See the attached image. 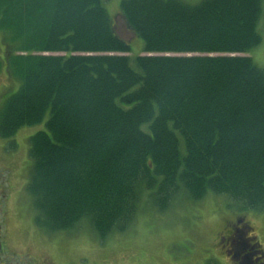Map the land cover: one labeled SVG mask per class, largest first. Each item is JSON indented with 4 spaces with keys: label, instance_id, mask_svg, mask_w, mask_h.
I'll return each instance as SVG.
<instances>
[{
    "label": "trees",
    "instance_id": "1",
    "mask_svg": "<svg viewBox=\"0 0 264 264\" xmlns=\"http://www.w3.org/2000/svg\"><path fill=\"white\" fill-rule=\"evenodd\" d=\"M263 2L120 0L146 54L131 60L102 0H0L19 82L0 138L47 116L29 139L36 224L56 233L88 220L105 240L130 228L143 192L159 212L183 193L264 212V69L246 56Z\"/></svg>",
    "mask_w": 264,
    "mask_h": 264
},
{
    "label": "rangeland",
    "instance_id": "2",
    "mask_svg": "<svg viewBox=\"0 0 264 264\" xmlns=\"http://www.w3.org/2000/svg\"><path fill=\"white\" fill-rule=\"evenodd\" d=\"M105 11L115 25V33L129 46L127 55L131 60L143 53V43L133 33H130L120 18V0H102ZM195 5L202 0H182ZM264 5V2H263ZM258 32L262 37L261 43L246 54L253 60L256 67L264 69V6ZM5 41L0 34V111L7 98L17 92L19 82L9 75L5 60ZM47 116L38 125L21 127L16 135L5 143L6 149L15 146L16 156L21 163V170L15 173L12 181L11 201L8 209L17 210L16 227L19 232L16 236V245L24 249L27 237L22 235L24 227L30 231L31 220L36 212L32 208L26 185L30 179L31 163L28 155L29 139L45 129ZM147 131L146 126L142 127ZM12 145V147L14 146ZM180 154L184 155L185 148L182 138L179 142ZM14 163V164H15ZM16 169L18 170V166ZM16 170V171H17ZM172 201L170 207L159 212L149 199V193L141 195L136 215L130 228L124 233H112L105 240L97 238L89 225L83 220L76 230L57 232L51 249L57 245L54 255L60 257L64 264H205L211 260L213 264H230L221 253L217 245V235L224 229L231 219L234 206L225 196L207 194L203 200L192 202L183 193ZM243 218L251 226V230H244L245 234L253 236L264 252V212L247 209L243 211ZM88 222V223H87ZM12 226H15L12 225ZM52 235V234H49ZM62 240L60 242L59 240ZM34 248L37 249V246ZM37 254V251L35 252Z\"/></svg>",
    "mask_w": 264,
    "mask_h": 264
},
{
    "label": "flooded vegetation",
    "instance_id": "3",
    "mask_svg": "<svg viewBox=\"0 0 264 264\" xmlns=\"http://www.w3.org/2000/svg\"><path fill=\"white\" fill-rule=\"evenodd\" d=\"M0 140L3 139L0 138ZM3 141L6 142V140ZM8 144L11 146L7 150L5 143L0 141V264H64L59 260L58 255H54L57 245L51 249L53 243L58 242L54 240L57 232L50 233L40 228L35 219L31 220L34 236L30 235L31 232L24 227L21 230L22 235L25 234L27 237L26 245L24 249L16 245L15 240L19 233L16 227L17 210H9L8 203L11 201V194L14 190L12 188L13 178L22 166L21 163L14 162H19L15 152L16 145L11 141ZM15 165L18 166V170ZM243 215V211H234L231 214L230 221L217 235L216 246L230 264H264V252L261 246L253 236H249L251 233H244V230L252 228L246 223ZM14 224L15 226H12ZM59 241L62 242L61 239Z\"/></svg>",
    "mask_w": 264,
    "mask_h": 264
},
{
    "label": "water",
    "instance_id": "4",
    "mask_svg": "<svg viewBox=\"0 0 264 264\" xmlns=\"http://www.w3.org/2000/svg\"><path fill=\"white\" fill-rule=\"evenodd\" d=\"M168 55V54H167Z\"/></svg>",
    "mask_w": 264,
    "mask_h": 264
}]
</instances>
